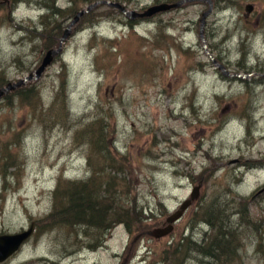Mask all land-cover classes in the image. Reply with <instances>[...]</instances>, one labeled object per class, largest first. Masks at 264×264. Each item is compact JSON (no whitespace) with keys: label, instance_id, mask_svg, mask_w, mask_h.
<instances>
[{"label":"rangeland","instance_id":"rangeland-1","mask_svg":"<svg viewBox=\"0 0 264 264\" xmlns=\"http://www.w3.org/2000/svg\"><path fill=\"white\" fill-rule=\"evenodd\" d=\"M178 1L115 3L143 13ZM209 1L203 41L208 1L145 20L99 4L71 28L62 56L22 86L33 90L30 96H21L20 87L0 97V235L36 229L3 264H169L173 242L200 240L208 230L197 212L215 196L236 203L252 198L253 230L241 228L234 263L212 264H264V0ZM53 7L68 10L69 0H0V90L35 74L57 32L63 36L72 24L66 13L44 27ZM96 118L103 120L106 148L125 158L100 162L110 174L111 166L125 170L128 182L117 188L126 197L118 202L137 207L146 231L132 216V233L120 224L102 247L93 246V232L77 227L78 236L62 225L42 226L37 236L59 177L91 176L89 139L77 133L92 126L97 134ZM199 186L198 199L169 236L147 235ZM232 219L237 228L239 218ZM188 258L186 264L203 260L196 253Z\"/></svg>","mask_w":264,"mask_h":264},{"label":"trees","instance_id":"trees-1","mask_svg":"<svg viewBox=\"0 0 264 264\" xmlns=\"http://www.w3.org/2000/svg\"><path fill=\"white\" fill-rule=\"evenodd\" d=\"M101 1L119 2L120 0H69L70 8L68 10L63 11L56 7L51 8V11L48 12V14H51L45 16L44 27L47 28L50 19L59 17V14H70V19H73L84 9V6H90ZM61 34L57 32L56 39L53 41V45L48 47V51L52 47L59 46L62 38ZM60 57L61 55L57 56L54 63ZM2 80L3 78L0 75V87L5 86V83L1 82ZM25 89L27 88L22 87L17 92L21 96L25 93H27V97L30 96L33 90ZM62 89L63 91L64 89L67 90V86H63ZM93 124L98 125L97 134L92 133V126H88L77 133V136L88 137L89 139L88 143L91 151L88 153V161L92 165V174L87 180L68 178L65 174L59 177L58 186L53 192V209L49 216L38 222L39 226L37 228L39 231L37 236L43 234L41 230L44 231L47 228L42 226L48 225H53L49 226L51 228L62 225V227L72 229L71 232H75L78 236L79 232H76L75 229L77 227L85 235L90 233L89 236H92L91 232H93L96 235L93 241L95 245L93 246L95 247L98 244L99 247H102L112 230L120 224H125L130 233H132V216L139 227V232L144 233L146 231L143 225V218L144 221L147 218L137 210V207L132 206V209H126L118 202V197L121 199L126 197L123 192L118 195L117 186L122 187L128 182L127 173L124 169L120 170L121 168L111 166L109 169L115 170V172L110 174L108 168L104 167L100 162V160H104L110 165L116 162L121 164L124 156L120 153H113L106 148L105 142L107 139L101 133L104 131L103 120L96 118ZM85 139L87 140V138ZM2 147L3 145L0 146V152L3 151ZM94 159L98 161L93 162ZM6 180L8 179L6 178ZM235 199L237 200V198ZM251 200L252 198H248L236 203L227 202L215 196L212 201L206 202L200 208V212H197V221L200 224H204L208 231L204 233L200 240L194 239L193 241L190 237H186L173 242L169 247L170 251L173 249L172 262L170 263L169 259H166L165 262L169 264H186L189 260L188 255L196 253L198 256L203 257L201 264L222 263L224 261L234 263L242 248L241 228L246 227L248 230H253V226L250 224L249 202ZM233 204L236 205V210H234L235 207H232ZM233 216L238 217L241 222L237 228L233 226ZM154 218V215L150 216V219ZM166 223L167 221H165L164 225ZM262 229L263 226H261L260 240L258 239L259 244L263 241ZM81 237L83 238L82 235Z\"/></svg>","mask_w":264,"mask_h":264},{"label":"water","instance_id":"water-1","mask_svg":"<svg viewBox=\"0 0 264 264\" xmlns=\"http://www.w3.org/2000/svg\"><path fill=\"white\" fill-rule=\"evenodd\" d=\"M205 1H208V3L210 4V8L207 12L203 13L201 21H200L201 22V36H203L202 30L204 26L206 25L207 18L210 15L212 11V7H213L212 3L209 0H182V1H179L173 4H162V5L154 6V7L149 8L143 13H140L137 11H130L128 10L126 6L120 3H115V2L113 3V2L103 1V2L92 4L91 6H88L87 8L83 9L77 14V16L72 21V24L69 26V28L66 30L63 37L61 38L59 46L47 52V54L45 55V58L43 59L40 67L36 70L35 74H31L29 77L25 78L24 80H21L17 84H9L6 88L0 90V97L3 96L4 94H7L10 91H13L17 88L22 87L25 83L29 81H37L38 79H40L42 75L44 74V72L50 67L52 62H54L56 57L63 53L64 44L70 36L71 28L74 25H76L85 14L90 13L99 4H109L112 7H115L116 9H119L120 11H122L127 17L133 20H137V19L151 18L157 14L166 13L172 10L179 9L183 5L188 4V3L205 2ZM252 10H253V7L248 6L247 12L250 13L252 12ZM214 64L220 67L221 70H223L221 65H218V63L216 62ZM200 188H201L200 186L195 188L194 192L192 193L191 200L185 201L176 213L168 217L167 223L165 224V226H163L162 228H157L149 232V235L156 240H161L169 236L174 230V225L181 221L186 211L192 206L193 202L198 199ZM34 233H35V225L33 224L29 230L24 231L22 233L14 234V235H0V264L7 262L14 255H16L22 249V247L26 244V242L32 238Z\"/></svg>","mask_w":264,"mask_h":264},{"label":"bare ground","instance_id":"bare-ground-1","mask_svg":"<svg viewBox=\"0 0 264 264\" xmlns=\"http://www.w3.org/2000/svg\"><path fill=\"white\" fill-rule=\"evenodd\" d=\"M122 12V11H121ZM123 13V12H122ZM124 14V13H123ZM125 15V14H124ZM158 15V14H157ZM157 15H155V16H157ZM126 16V15H125ZM155 16H153V17H155ZM127 17V16H126ZM153 17H151V18H153ZM127 18H129V17H127ZM151 18H149V19H151ZM130 20H133V19H131V18H129ZM63 37V36H62ZM200 39L203 41L204 40V37L203 36H201V33H200ZM212 60V62H213V64L216 62L214 59H211ZM215 61V62H214ZM216 63H218V62H216ZM215 65V64H214ZM215 66H217V65H215ZM219 69H220V67H219ZM208 231V230H207Z\"/></svg>","mask_w":264,"mask_h":264}]
</instances>
